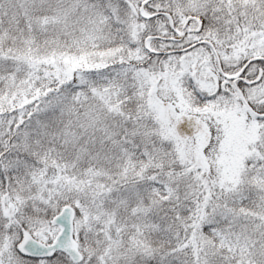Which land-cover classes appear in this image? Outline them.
<instances>
[{"label": "snow or ice", "instance_id": "snow-or-ice-1", "mask_svg": "<svg viewBox=\"0 0 264 264\" xmlns=\"http://www.w3.org/2000/svg\"><path fill=\"white\" fill-rule=\"evenodd\" d=\"M0 264H264V0H0Z\"/></svg>", "mask_w": 264, "mask_h": 264}]
</instances>
